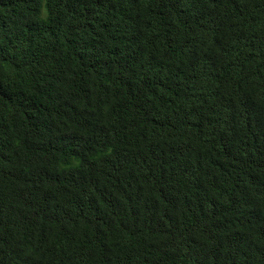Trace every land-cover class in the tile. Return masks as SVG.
<instances>
[{"label": "trees", "instance_id": "obj_1", "mask_svg": "<svg viewBox=\"0 0 264 264\" xmlns=\"http://www.w3.org/2000/svg\"><path fill=\"white\" fill-rule=\"evenodd\" d=\"M0 264H264V0H0Z\"/></svg>", "mask_w": 264, "mask_h": 264}]
</instances>
